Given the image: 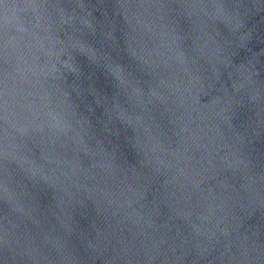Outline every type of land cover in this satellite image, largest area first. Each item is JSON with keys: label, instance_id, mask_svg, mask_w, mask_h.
Masks as SVG:
<instances>
[{"label": "water", "instance_id": "95a60500", "mask_svg": "<svg viewBox=\"0 0 264 264\" xmlns=\"http://www.w3.org/2000/svg\"><path fill=\"white\" fill-rule=\"evenodd\" d=\"M0 264H264V0H0Z\"/></svg>", "mask_w": 264, "mask_h": 264}]
</instances>
